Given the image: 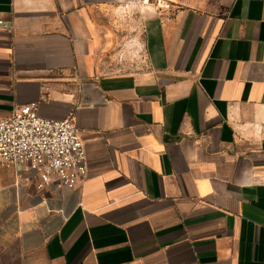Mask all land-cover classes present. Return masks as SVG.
Listing matches in <instances>:
<instances>
[{"label": "crops", "instance_id": "1", "mask_svg": "<svg viewBox=\"0 0 264 264\" xmlns=\"http://www.w3.org/2000/svg\"><path fill=\"white\" fill-rule=\"evenodd\" d=\"M37 102L88 175L0 166V264H264V0H0V118Z\"/></svg>", "mask_w": 264, "mask_h": 264}, {"label": "built area", "instance_id": "2", "mask_svg": "<svg viewBox=\"0 0 264 264\" xmlns=\"http://www.w3.org/2000/svg\"><path fill=\"white\" fill-rule=\"evenodd\" d=\"M39 111V102L31 103L0 118V166L13 167L18 179L30 180L39 190L76 188L87 178L88 165L73 114L55 120Z\"/></svg>", "mask_w": 264, "mask_h": 264}]
</instances>
